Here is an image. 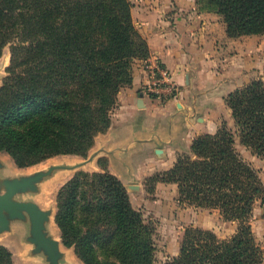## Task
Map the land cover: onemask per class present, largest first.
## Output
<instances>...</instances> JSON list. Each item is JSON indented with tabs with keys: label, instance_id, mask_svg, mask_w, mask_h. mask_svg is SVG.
Segmentation results:
<instances>
[{
	"label": "trees",
	"instance_id": "trees-1",
	"mask_svg": "<svg viewBox=\"0 0 264 264\" xmlns=\"http://www.w3.org/2000/svg\"><path fill=\"white\" fill-rule=\"evenodd\" d=\"M230 38L264 35V0H208ZM12 44L0 87V152L27 168L58 155L87 157L109 130L120 90L133 82L136 61L150 56L130 0H0V57ZM235 131L226 123L195 139L191 152L147 180L176 184L179 201L216 209L238 230L228 239L188 227L176 256L161 264H263L251 227L264 203L260 173L236 139L264 158V81L227 98ZM78 172L59 191L56 223L63 243L85 264H157L153 231L125 185L107 171ZM0 264H15L0 245Z\"/></svg>",
	"mask_w": 264,
	"mask_h": 264
},
{
	"label": "crops",
	"instance_id": "crops-1",
	"mask_svg": "<svg viewBox=\"0 0 264 264\" xmlns=\"http://www.w3.org/2000/svg\"><path fill=\"white\" fill-rule=\"evenodd\" d=\"M130 1L134 24L149 46L148 60L160 63L171 73L177 87L175 96L160 99L148 92L149 77L143 69L144 61L139 60L134 66L132 84L123 87L118 94L111 127L95 138L87 157L58 155L40 164L20 168L9 154L0 153L10 157L11 172L15 167L26 171L57 158H66L70 162L83 160L84 169L64 182L59 191L78 172H102L99 161L106 160L107 171L125 185L133 207L139 210L144 202L139 204L138 201L149 200L147 180L157 173L168 171L180 156L189 154L195 139L205 134H215L224 123L235 131L227 98L245 83L249 60L248 44L257 40L259 35L230 38L223 16L208 8L204 0ZM243 156L259 171L264 184V158L253 153ZM49 167L19 176L26 178L40 174V180L34 184L37 185L50 178L53 172L46 171ZM63 169L73 167L58 166L55 171ZM5 170L7 166L0 159V191H5L19 177L12 175L13 173H4ZM59 181L60 178L56 179L53 185ZM170 187L178 190L176 184L156 185L158 192ZM59 191L55 205L49 210L40 208L35 201L14 199L19 191L12 199L14 202L36 207L40 213L42 234L59 264H85L73 247H67L63 243L61 230L56 223ZM158 196L159 194L155 197ZM263 213L262 203L257 202L251 227L257 243L264 250ZM29 216L31 217L26 210H21L18 214L5 211V221L0 225L6 226L12 244L0 245L11 251L14 263L17 255L24 254L26 262L31 264H53L34 229L26 232L25 224L17 222H25ZM232 229L231 234L222 233V237L228 239L234 236L237 227ZM34 237L37 242H33L31 247L27 242Z\"/></svg>",
	"mask_w": 264,
	"mask_h": 264
},
{
	"label": "rangeland",
	"instance_id": "rangeland-1",
	"mask_svg": "<svg viewBox=\"0 0 264 264\" xmlns=\"http://www.w3.org/2000/svg\"><path fill=\"white\" fill-rule=\"evenodd\" d=\"M204 2L205 5L208 4V0H204ZM256 39L257 40L248 44L249 55L247 57L249 60L246 69V81L240 88H244L253 81H264V35H259ZM12 49V44L6 45L0 57V87L7 76V69L10 66L12 58ZM236 148L242 156L245 154L250 156L252 153L250 149L246 148L241 143L239 138L236 139ZM0 159L7 166V170H5L4 173L9 172L10 174L13 173L12 175L17 176L31 173L39 169H47L52 165V167H49V169L46 170L47 172H53L50 178L41 181L37 185L20 190L17 196L14 197V199L21 201H35L37 205L44 210L53 208L61 185L71 178L77 171L84 169L82 164L83 160H79V162H70V160H67L66 158H57L26 171L18 170L14 166L15 170L11 172L10 164L12 162L10 157L5 153H0ZM104 162L103 159L100 160L99 165L101 166V163L103 164ZM63 165L70 166V168L73 167V169L55 171L58 166ZM58 178H60V181L53 185L54 181ZM17 179L20 180L24 178L19 176ZM52 185L53 188H51ZM147 191L149 193V200L138 201L139 204L144 202L139 211L142 212L148 228L153 231L151 239L155 245L154 260L157 264H161L175 256L180 249L184 232L188 227L194 226L203 229L211 228L222 239H224L222 233H224V235L231 234L233 227H237L238 230L239 223L237 221H226L223 216H220L219 210L199 208L179 201L178 190H174L172 187L164 188L158 192L157 188H154L149 184ZM2 192L4 193L5 191ZM157 194H159V196L155 197ZM26 219L25 222H17H23L22 224H25L26 232H29L33 230V221L30 216ZM230 222H232V224H230ZM8 233L6 226L0 225V243L12 244V239L9 237ZM33 242H37L35 237L32 238V241H28L27 244L33 247ZM20 244L22 246L25 245V243ZM17 256L15 264H31L26 262V256L24 254Z\"/></svg>",
	"mask_w": 264,
	"mask_h": 264
},
{
	"label": "water",
	"instance_id": "water-1",
	"mask_svg": "<svg viewBox=\"0 0 264 264\" xmlns=\"http://www.w3.org/2000/svg\"><path fill=\"white\" fill-rule=\"evenodd\" d=\"M40 178H41L40 174H37L34 176L26 177L24 179L16 180L15 182L9 184L6 187L4 193L0 191V223H4L5 221V218H4L5 211H12L15 214H18L21 210L28 211L33 220V229H34L35 234L37 235V237L40 239V241L44 245L53 264H59L52 248L50 247L49 243L47 242V240L42 234V231L40 229V224H39L40 213L37 211L36 207L32 204L17 203V202H14L12 199L13 195L17 191L33 186L36 182L40 180Z\"/></svg>",
	"mask_w": 264,
	"mask_h": 264
},
{
	"label": "built area",
	"instance_id": "built-area-1",
	"mask_svg": "<svg viewBox=\"0 0 264 264\" xmlns=\"http://www.w3.org/2000/svg\"><path fill=\"white\" fill-rule=\"evenodd\" d=\"M143 69L149 77V83L147 85L148 92L160 99L175 96L177 87L172 80L171 73L166 68L158 62L147 59L143 62Z\"/></svg>",
	"mask_w": 264,
	"mask_h": 264
},
{
	"label": "bare ground",
	"instance_id": "bare-ground-1",
	"mask_svg": "<svg viewBox=\"0 0 264 264\" xmlns=\"http://www.w3.org/2000/svg\"><path fill=\"white\" fill-rule=\"evenodd\" d=\"M52 220H53V218H52ZM54 224V223H53Z\"/></svg>",
	"mask_w": 264,
	"mask_h": 264
}]
</instances>
